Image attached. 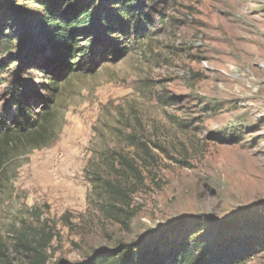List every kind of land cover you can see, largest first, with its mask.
<instances>
[{
	"label": "rangeland",
	"instance_id": "obj_1",
	"mask_svg": "<svg viewBox=\"0 0 264 264\" xmlns=\"http://www.w3.org/2000/svg\"><path fill=\"white\" fill-rule=\"evenodd\" d=\"M96 1L110 10L115 0ZM135 1L152 18L139 39L102 47L93 73L69 77L54 141L11 155L4 168L0 241L10 250L31 226L54 236L48 264L84 263L184 218L196 236L264 240V0ZM34 16L26 0H0L7 125L17 82L45 94L32 68L40 58L29 57ZM21 60L34 61L25 73ZM35 108L42 110L39 102ZM132 137L149 146L153 161H142ZM117 154L137 160L145 181L118 173ZM94 173L135 189L129 228L104 213ZM248 264H264V250Z\"/></svg>",
	"mask_w": 264,
	"mask_h": 264
},
{
	"label": "trees",
	"instance_id": "obj_2",
	"mask_svg": "<svg viewBox=\"0 0 264 264\" xmlns=\"http://www.w3.org/2000/svg\"><path fill=\"white\" fill-rule=\"evenodd\" d=\"M26 1L35 10L29 57L40 58L32 68L41 78L45 94L22 81L14 86L13 125L0 122V180L11 155L42 149L54 141L55 107L68 78L93 73L91 60L99 49L120 42L121 46L122 42L134 44L146 24L152 22L141 2L135 0H115L110 10L98 8L96 0ZM23 38H19L20 42ZM10 61L11 57L5 59L3 66ZM30 63L34 61L21 60L20 72H27ZM36 102L42 107L39 112ZM138 141L132 137V143L143 154L142 161H153L152 150ZM115 160L120 166L118 173L133 177L136 183L145 181L137 160L122 154H117ZM92 180L94 187L101 189L102 209L107 217L129 228L135 216V189L98 173ZM189 220L180 219L167 227L149 230L131 243L95 251L84 263L58 260L55 264H248L264 250V240L260 241L256 234L228 238L227 234L218 241L196 236L189 232ZM195 225L202 227L199 221ZM53 240L54 236L45 229L26 226L17 233L12 250L0 241V264H48Z\"/></svg>",
	"mask_w": 264,
	"mask_h": 264
}]
</instances>
